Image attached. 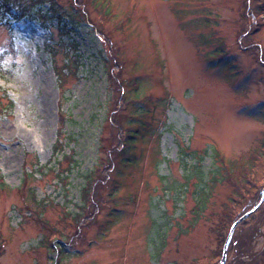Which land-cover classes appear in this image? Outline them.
<instances>
[{"label": "rangeland", "instance_id": "374dc122", "mask_svg": "<svg viewBox=\"0 0 264 264\" xmlns=\"http://www.w3.org/2000/svg\"><path fill=\"white\" fill-rule=\"evenodd\" d=\"M51 1L53 57L0 15V264H219L264 187V0ZM242 222L224 264H264V201Z\"/></svg>", "mask_w": 264, "mask_h": 264}, {"label": "trees", "instance_id": "16d2710c", "mask_svg": "<svg viewBox=\"0 0 264 264\" xmlns=\"http://www.w3.org/2000/svg\"><path fill=\"white\" fill-rule=\"evenodd\" d=\"M27 2H28V7H23V6L18 7V6H15V5L9 3L8 0H0L1 18L2 19H6V18L8 19L9 18V19L17 20V19H21V18L28 16V17H31V18L37 20L43 29L48 30L51 33L50 44L47 45V50H48V52H50L51 57L54 56V55H52V51L50 50L53 46L52 44H55L56 46H60V47L65 49V52H68V45L72 41L71 34H73V32L75 31V29L77 27V25L74 22L75 16H72L71 13H69V12L64 14V13L58 11L55 8L54 3L51 0H28ZM18 11H19L20 15H18ZM53 30H55L57 32V35H59L58 40H55L53 38V34H52ZM69 53L73 55L74 51L70 50ZM66 62H67V60H66ZM75 63H77V62L75 61ZM10 107H11V105L9 106V108ZM0 116H1V111H0ZM132 140L134 141V139H132ZM132 140H130V142H126L125 145L122 146V147H126V149L124 151H128L132 147V145H133ZM56 149L57 148L54 146V153H55ZM263 149H264V143H263ZM190 156H191L190 154H186V153H185V157L182 155V157L180 159L181 170H182V172L186 171V173H187L184 177V180H185L184 183L185 184L190 183V179L192 177L196 178L195 179L196 183L192 182V184H196V187L194 185L193 192L191 193V196L193 197V200H194V206H193L192 212L194 213V215H196V218H197V217H200V214L205 210V204L201 203L199 198H197V194L200 196L201 193L203 192V189L206 188L207 173H205L202 170L201 162L203 159L201 157H200V159H198L197 162L195 161L196 166H197L195 168V171L192 172L191 170H188V166H189L190 162L188 161L187 157H190ZM215 156L217 157V155H215ZM125 161L128 162L127 158L124 160V162ZM247 166L248 165H246V167ZM44 167H46V166H41V168H44ZM248 167H250V166H248ZM218 170H219V168H218ZM189 171L192 173H189ZM216 171L215 172L213 171V173L210 172L211 178H210L209 182L211 183V185H214V183H215V177L217 176ZM228 172H230V171H228ZM83 191H84V189H83ZM182 191H183V189L180 188V190L177 192V200L179 199L178 197L180 196V193ZM185 191L187 192L188 188H186ZM258 194H257V196H258ZM178 201H180V200H178ZM241 223H243V222H241Z\"/></svg>", "mask_w": 264, "mask_h": 264}, {"label": "water", "instance_id": "95a60500", "mask_svg": "<svg viewBox=\"0 0 264 264\" xmlns=\"http://www.w3.org/2000/svg\"><path fill=\"white\" fill-rule=\"evenodd\" d=\"M263 201H264V187L261 190L260 198H259L258 202L250 210H248L247 212H245V214H243L241 217H239L237 220H235L232 223V225L230 226L228 235H227L226 240H225L224 245H223L222 257L220 259L219 264H224V262H225L226 249L228 247V244H229V242L231 240V237H232V233H233L234 229L236 228V226L238 224H240L250 214H252L253 212H255L257 210V208L262 204Z\"/></svg>", "mask_w": 264, "mask_h": 264}]
</instances>
